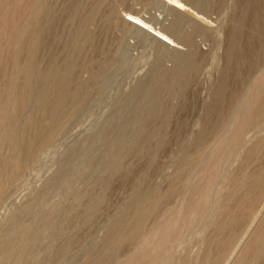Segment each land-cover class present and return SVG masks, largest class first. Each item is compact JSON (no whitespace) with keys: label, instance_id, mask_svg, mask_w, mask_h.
I'll return each mask as SVG.
<instances>
[{"label":"rangeland","instance_id":"1","mask_svg":"<svg viewBox=\"0 0 264 264\" xmlns=\"http://www.w3.org/2000/svg\"><path fill=\"white\" fill-rule=\"evenodd\" d=\"M263 104L264 0H0V264H264Z\"/></svg>","mask_w":264,"mask_h":264},{"label":"bare ground","instance_id":"2","mask_svg":"<svg viewBox=\"0 0 264 264\" xmlns=\"http://www.w3.org/2000/svg\"><path fill=\"white\" fill-rule=\"evenodd\" d=\"M187 10V9H186ZM191 12V11H190ZM39 14V13H38ZM194 17L200 21V20H204V18L200 17L198 14L194 13L193 14ZM133 18V17H132ZM200 19V20H199ZM204 22V21H203ZM34 51H35V46L31 49L30 51V56H29V60L27 62V64H29V66L27 68H25V71H26V74H27V78H26V82L24 84V87L22 86V88H24V95H21L20 97H18L17 99L14 100L13 102V106L15 108L16 111H19V110H22L24 109L28 102H29V96L32 92V85H31V82H30V78L33 74V69H32V66H31V63H32V58L34 57ZM70 64V63H69ZM72 64H70L67 69L63 72V74L61 75V85H64L65 87H68L66 85H68V82L71 77V70H72ZM40 74V73H39ZM63 88V87H62ZM61 88V90H63ZM65 89V88H64ZM66 90V89H65ZM69 91V90H68ZM22 93V92H21ZM65 93V91H64ZM68 93V92H67ZM51 95V94H50ZM49 95V96H50ZM48 97V96H47ZM63 99H64V96H63V91L59 92L58 94L52 96V97H49L48 101L46 104H41V107H43V109H46L47 107L46 106H51V111H50V115L51 117H55L57 114H59V112H61V109L63 107ZM40 104V103H39ZM40 107V108H41ZM258 113H263L264 114V104L262 106H260L259 110H258ZM30 122L32 123L33 120H30ZM246 122L247 123H251L252 120H251V115L250 117H248L246 119ZM4 132V131H3ZM53 133L52 132H48V136L47 137H50ZM23 150L26 154H30L33 150V144L32 143H28L26 140L23 142ZM19 168V164H15V170H12L10 171L8 174H7V179L8 180H11L13 179L17 169ZM24 256L21 255V254H15V252H13L12 250L10 249H6L5 250V259H6V262L7 264H12L13 262H19V261H22L24 260Z\"/></svg>","mask_w":264,"mask_h":264}]
</instances>
